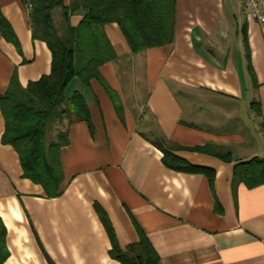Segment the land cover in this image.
<instances>
[{
  "label": "crops",
  "instance_id": "crops-1",
  "mask_svg": "<svg viewBox=\"0 0 264 264\" xmlns=\"http://www.w3.org/2000/svg\"><path fill=\"white\" fill-rule=\"evenodd\" d=\"M61 1L77 27L79 0ZM0 12V97L36 105L27 85L50 73L52 53L32 37L25 0H0ZM104 32L115 57L65 91L83 98L88 119L62 114L45 139L68 137L59 196L23 176L18 153L2 142L0 108V264H121L96 205L122 249L140 229L156 264H264V183L234 175L236 165L264 159V23L242 0H175L170 42L134 52L117 23ZM87 62L74 56L77 71ZM160 138L214 176L168 167Z\"/></svg>",
  "mask_w": 264,
  "mask_h": 264
},
{
  "label": "trees",
  "instance_id": "trees-1",
  "mask_svg": "<svg viewBox=\"0 0 264 264\" xmlns=\"http://www.w3.org/2000/svg\"><path fill=\"white\" fill-rule=\"evenodd\" d=\"M25 1L30 7L32 37L45 42L52 53L51 70L27 85L36 105L13 104L9 97H0L5 119L2 142L11 145L18 153L23 176L41 184L46 195L53 198L62 192L64 174L60 148L68 143V137L65 132H59L57 139L47 145V127L50 121L65 113H75L79 118L88 119L83 98L75 94L66 99L65 91L75 76L87 84L90 78L99 76L102 64L115 57L104 25L117 23L134 52L165 44L173 38L175 0H79L84 15L77 27L68 24L67 10L61 0ZM58 7L63 9L67 22L63 34L59 33L52 18ZM6 28L0 12V29L5 31ZM76 54L88 59L87 65L79 71L74 66ZM64 104L67 108L61 109ZM157 145L163 150V161L168 167L202 172L210 178L214 176L213 170L192 165L172 155L168 151L170 144L164 138H160ZM221 157L229 160L227 156ZM234 175L251 186L264 183V159L254 157L236 165ZM96 211L110 237V256L113 259L121 264L157 263L158 256L140 229L139 240L122 249L106 213L97 205Z\"/></svg>",
  "mask_w": 264,
  "mask_h": 264
},
{
  "label": "built area",
  "instance_id": "built-area-1",
  "mask_svg": "<svg viewBox=\"0 0 264 264\" xmlns=\"http://www.w3.org/2000/svg\"><path fill=\"white\" fill-rule=\"evenodd\" d=\"M242 5L248 16L264 23V0H242Z\"/></svg>",
  "mask_w": 264,
  "mask_h": 264
},
{
  "label": "rangeland",
  "instance_id": "rangeland-1",
  "mask_svg": "<svg viewBox=\"0 0 264 264\" xmlns=\"http://www.w3.org/2000/svg\"><path fill=\"white\" fill-rule=\"evenodd\" d=\"M60 8H56L53 12V22H54V25L56 26V28H58L59 30V22L61 21V15H60ZM61 29V27H60ZM59 125L58 122H56V120L54 121H50L49 124H48V127H47V133H46V140L47 141H50V140H53V138L55 137V132L57 130H59L57 127Z\"/></svg>",
  "mask_w": 264,
  "mask_h": 264
}]
</instances>
